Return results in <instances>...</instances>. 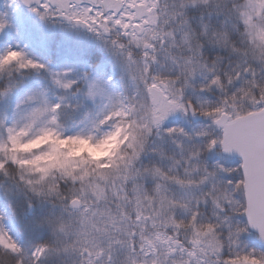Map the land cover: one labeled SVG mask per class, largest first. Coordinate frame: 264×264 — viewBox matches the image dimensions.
<instances>
[{
    "label": "snow or ice",
    "instance_id": "6c2138e0",
    "mask_svg": "<svg viewBox=\"0 0 264 264\" xmlns=\"http://www.w3.org/2000/svg\"><path fill=\"white\" fill-rule=\"evenodd\" d=\"M11 3L42 21L63 19L101 39L115 31L112 47L124 57L136 85L135 95L122 98L106 91L109 82L92 81L88 99L107 95L108 106L87 134L66 136L60 124L63 98L50 103L40 90L21 104L44 98L42 103L11 126L0 121V173L8 175L14 166L37 196H54L65 211L72 210L66 220L49 221L53 234L70 242L58 237L62 248L51 243L35 246L31 264L59 251L80 255L82 264H114L115 245L127 250L124 264H264V250L244 242V237L255 235L264 244V0ZM197 5L215 6L218 14L227 12L234 20L239 42L228 30L214 31L210 40L240 58L231 70L221 69V57L209 63L204 44L190 31H183L177 41L176 29L166 30L173 22L187 29L185 11ZM8 27L7 13H0V33ZM203 35L208 36L207 25ZM161 55L175 66V75L154 70ZM25 71L49 72L53 84L66 92L78 84L64 79L69 71L51 72L23 51L9 48L0 53V76ZM201 73L210 78L199 88L204 98L193 101L187 90ZM11 91H0V96ZM177 115L206 123L192 134L183 127H166ZM105 128L110 130L96 135ZM161 131L199 143L186 146L174 140L182 159L173 157L167 172L160 167L141 171L136 162L148 151L149 138ZM209 155H237L240 163L227 166L217 160L210 166ZM148 177L155 181L151 188L141 182ZM169 183L191 195L187 199L169 195ZM177 209L183 210L184 218L178 217ZM205 209H210V216ZM3 219L0 216V257L5 264H25V251L5 229Z\"/></svg>",
    "mask_w": 264,
    "mask_h": 264
},
{
    "label": "trees",
    "instance_id": "16d2710c",
    "mask_svg": "<svg viewBox=\"0 0 264 264\" xmlns=\"http://www.w3.org/2000/svg\"><path fill=\"white\" fill-rule=\"evenodd\" d=\"M169 5L173 3L179 4V0H162ZM240 2V0H237ZM230 6V5H229ZM188 19L189 27L180 29L176 22L168 25L166 30L176 29V39L180 41L183 31H190L204 44L205 59L209 63L221 57L220 66L225 70L228 66L236 65L239 57L232 54L229 50L220 48L213 43H210L212 33L214 31L228 30L233 32V39L238 41V36L233 31L234 20L229 19L227 12H219L215 6L204 7L197 5L189 6L185 11ZM208 26V36L203 35L204 26ZM57 29L54 31V36L51 44L50 56H47L48 68L50 71L56 70L59 66L58 59L61 55H76L79 60V66L87 68L88 73L91 69H97L107 77H112V81L117 83L119 78L126 71L124 57L120 55L116 49L112 47L111 40L116 37L106 36L104 39L99 38L94 33L89 32L86 28L76 26L68 21L58 22ZM126 42V38H121ZM239 42V41H238ZM243 47L242 44H240ZM139 53V50L133 49ZM171 51L179 55L181 50L173 48ZM184 54H187L186 52ZM160 63L158 68L165 75H175V66L164 58L159 57ZM156 66L154 70H156ZM115 72V74H113ZM128 73V72H127ZM208 76L207 73L199 74L192 81L193 88L199 89L198 79ZM11 88L12 91L7 97L0 96V121H5L7 126L11 125L15 109L22 100V97L32 88H36L46 93V99L50 103H58L63 98L65 107L60 113V124L65 131L78 129L87 118L89 107L85 105L87 94L83 83H79L73 89L64 91L57 88L53 82L49 72H12L10 75L5 74L0 76V91ZM194 93V92H193ZM188 94V93H187ZM193 101L203 99V94L188 95ZM71 105V107H68ZM185 118L182 116L176 123H183ZM175 139L168 137L161 131L159 134H154L149 138L148 151H146L139 161L136 162V167L141 171L145 168L160 167L165 172L168 166H173V157L177 160L182 159L180 149L177 148ZM177 141V140H176ZM163 153V155H161ZM207 157V161L213 162L212 158ZM240 162L233 161L232 165L236 166ZM226 165V164H225ZM182 172V168L179 169ZM146 187L151 188L155 181L150 177L141 181ZM78 186V185H77ZM131 187V185H129ZM167 187L174 189L173 184H168ZM33 212L29 214L30 208ZM114 208V205H111ZM69 212L65 211L61 202L56 197L37 196L31 188L20 180L19 170L14 166H10L8 175L0 173V214L6 222L9 234L21 245L24 249L26 258L25 264H31L30 252L35 246L43 243H51L58 248H62V243L57 244V238L61 242H70V238H66L62 234H53L52 227L49 221L58 223L61 219H68ZM209 215V213L207 214ZM254 238V235L251 236ZM258 248L255 241H252ZM263 250V249H261ZM83 257L78 254H66L63 251L52 252L41 260L40 264H82ZM0 264H5V259L0 257Z\"/></svg>",
    "mask_w": 264,
    "mask_h": 264
},
{
    "label": "rangeland",
    "instance_id": "374dc122",
    "mask_svg": "<svg viewBox=\"0 0 264 264\" xmlns=\"http://www.w3.org/2000/svg\"><path fill=\"white\" fill-rule=\"evenodd\" d=\"M0 13H7L8 20L10 23V27H8L3 33H0V53H3L7 49L11 48L15 51H23L27 54V56L31 59L36 60L39 63H44L47 66H49V63H47V56H50L51 53V44L52 40L54 39V31L57 29L56 22H61L63 19H50L47 21H42L39 16L32 13L27 8L21 6V5H13L11 3V0H0ZM66 21V20H64ZM82 27V26H80ZM84 28V27H83ZM116 37V32L114 31L110 36ZM122 38V37H121ZM51 57V56H50ZM59 66L56 70H52L51 72H64L69 71L70 75L64 79L66 80H76L79 83H83L85 87V94L88 92V86L92 81L95 80H101L104 82H109L106 87V91L108 93H115L123 97H130L135 95L136 92V85L131 80L129 74L125 72L123 76H121L120 83H114L112 82L111 78H108L107 76L102 75L98 68L91 69V72L88 73L87 68H82L81 66H78V58L76 55L70 54V55H61L58 59ZM236 65L228 66L225 70H231V68H234ZM160 73L161 70L158 68V65L156 66V70ZM85 73L88 75L85 76ZM115 74V72H113ZM209 76L202 75L201 78L198 79L199 85L206 84ZM77 84V85H78ZM76 85V86H77ZM75 87V86H74ZM73 87V88H74ZM38 89L32 88L28 90V92L22 97V100H25L26 97L31 95L34 91H37ZM194 92V93H193ZM188 95L191 93L194 95H199L195 97H200L202 93L199 91V89L195 86V88L191 89L189 88L187 90ZM204 98V94L202 96ZM44 98H38L34 102H28L25 104H21V101L19 104H21L19 109H15L13 119L11 122V125L15 120H19L23 115H26L33 107L38 106L39 103H42V100ZM86 106L89 107L88 113L90 116L87 118V121L84 122L83 125H81L78 129H73L71 131H65L61 129L64 134L67 135H75L78 133H89L93 131V122L100 119V114L102 111L106 110V106H108V98L107 95L103 96H97L96 100H90L87 96V101L85 103ZM182 118L181 115H177L173 118H171L166 127H173V126H179L185 128L190 134L194 133L195 131H198L204 124H193L188 119H185L183 123H176L177 120ZM23 121L21 120V124ZM10 125V126H11ZM110 129H102L100 133H96V135H101L103 132L108 131ZM2 138V137H0ZM177 141H181L185 143L186 146H192L194 144L199 143V141H187L183 137H175L174 138ZM181 153V151H180ZM182 154V153H181ZM186 154V153H185ZM209 158H212L213 162H208L211 166L214 164L217 160H219L221 163H224L226 165H232L231 162L226 160L223 157H219L217 155L210 156ZM107 159V158H105ZM171 168V166H168L166 171H168ZM172 189L171 187H168L169 195H173L176 198H185L187 199L190 193H185L181 191L176 185H174ZM177 214L179 218H184L183 210L177 209ZM33 212V209L30 208V213ZM206 216L211 215L210 209L204 210ZM209 213V215H207ZM1 216V214H0ZM3 226L7 230V225L3 219L2 221ZM254 239L251 236L244 237V242L248 243L249 245L255 246L252 242ZM256 247V246H255ZM257 248V247H256ZM258 249V248H257ZM127 259V250L122 248L120 245H115L113 250V260L114 264H124V261Z\"/></svg>",
    "mask_w": 264,
    "mask_h": 264
},
{
    "label": "water",
    "instance_id": "95a60500",
    "mask_svg": "<svg viewBox=\"0 0 264 264\" xmlns=\"http://www.w3.org/2000/svg\"><path fill=\"white\" fill-rule=\"evenodd\" d=\"M190 118L193 120L194 123H199V122L202 121V119H199V118H196V119H194V118H192V117H190ZM230 158H234V159H239V160H240V157L237 156V155H233V156H231ZM256 242H257V244H258L259 246H261L262 248H264V244H261L257 239H256Z\"/></svg>",
    "mask_w": 264,
    "mask_h": 264
}]
</instances>
